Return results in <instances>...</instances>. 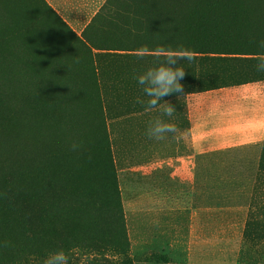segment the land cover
Returning a JSON list of instances; mask_svg holds the SVG:
<instances>
[{
	"label": "rangeland",
	"instance_id": "rangeland-1",
	"mask_svg": "<svg viewBox=\"0 0 264 264\" xmlns=\"http://www.w3.org/2000/svg\"><path fill=\"white\" fill-rule=\"evenodd\" d=\"M262 40L264 0H0V264H264ZM144 45L208 53L164 98L185 140L146 135L159 62L96 50Z\"/></svg>",
	"mask_w": 264,
	"mask_h": 264
},
{
	"label": "clouds",
	"instance_id": "clouds-1",
	"mask_svg": "<svg viewBox=\"0 0 264 264\" xmlns=\"http://www.w3.org/2000/svg\"><path fill=\"white\" fill-rule=\"evenodd\" d=\"M259 47L262 52L255 59L257 72L264 73V40L260 41ZM138 58L152 56L159 63L157 66L147 68L142 74L136 77L141 88L142 96L136 98V103L143 106V112L149 113L158 111L159 115L148 122L146 135L149 139L163 141L171 135L172 139L179 142L187 139V134L182 132L175 123L169 122L175 114L176 108L164 98L172 94H180L184 91L181 81L186 73L181 67L180 61L191 63L197 59L195 51L180 45L177 48L157 47L149 49L147 45L136 51ZM168 118V120L165 119ZM81 144L73 142L72 151H79ZM8 242H4L2 247L7 248ZM69 254L63 249L49 253L43 260V264H69Z\"/></svg>",
	"mask_w": 264,
	"mask_h": 264
},
{
	"label": "trees",
	"instance_id": "trees-1",
	"mask_svg": "<svg viewBox=\"0 0 264 264\" xmlns=\"http://www.w3.org/2000/svg\"><path fill=\"white\" fill-rule=\"evenodd\" d=\"M99 14V13H98ZM97 14V15H98ZM86 30L87 29H85L83 32H82V34H81V36L79 37V38H76V39H78V40H80L83 44H85V45H88V46H91V45H94V44H92L91 43V41L89 40L88 41V38L85 36L86 35ZM76 36H74V38H75ZM141 47H134V48H130V47H128V48H113V47H108V46H106V47H104V48H102V49H100V48H97L96 50L97 51H104L105 53H113V52H127V53H136V51L138 50V49H140ZM196 54H199V55H201L202 57H205L208 53L206 52V51H198V52H196ZM214 54H216V53H214ZM219 55H225V54H219ZM5 87H6V84H5ZM263 145H264V141H263ZM264 166V165H263ZM263 169H262V171H264V167H262ZM262 178L261 179H264V175H262L261 176ZM257 224H256V226H257V228H258V230L259 231H261L262 233H264V224L263 223H261V222H256ZM152 261H158V260H149V261H145V262H152Z\"/></svg>",
	"mask_w": 264,
	"mask_h": 264
},
{
	"label": "crops",
	"instance_id": "crops-1",
	"mask_svg": "<svg viewBox=\"0 0 264 264\" xmlns=\"http://www.w3.org/2000/svg\"><path fill=\"white\" fill-rule=\"evenodd\" d=\"M80 36V35H78ZM136 264H230L224 262H171V261H152V262H140Z\"/></svg>",
	"mask_w": 264,
	"mask_h": 264
},
{
	"label": "bare ground",
	"instance_id": "bare-ground-1",
	"mask_svg": "<svg viewBox=\"0 0 264 264\" xmlns=\"http://www.w3.org/2000/svg\"><path fill=\"white\" fill-rule=\"evenodd\" d=\"M2 67H3V66H2ZM0 69H1V68H0ZM3 81H4V80H3ZM5 84H6V83L4 82L3 85H5ZM3 87H4V86H3ZM0 138H1V136H0ZM3 138H4V141H5V138H6V137H3ZM6 139H7V138H6ZM1 140H2V138H1ZM1 140H0V141H1ZM8 140H9V139H8ZM5 142H6V141H5ZM8 142H9V141H8ZM0 143H1V142H0ZM3 143H4V142H3ZM6 144H7V142H6ZM4 145H5V144H3V146H4ZM7 145H8V150H9V145H10V144H7ZM4 147H5V146H4ZM6 147H7V146H6ZM6 147L4 148V149H5V150H4L5 153H6V151H7V150H6V149H7ZM1 149H2V152H4L2 146H1ZM1 149H0V150H1ZM7 153H8V152H7ZM0 154H1V152H0Z\"/></svg>",
	"mask_w": 264,
	"mask_h": 264
}]
</instances>
